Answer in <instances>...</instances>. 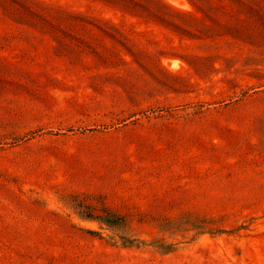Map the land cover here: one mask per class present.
I'll use <instances>...</instances> for the list:
<instances>
[{"label": "rangeland", "instance_id": "obj_1", "mask_svg": "<svg viewBox=\"0 0 264 264\" xmlns=\"http://www.w3.org/2000/svg\"><path fill=\"white\" fill-rule=\"evenodd\" d=\"M0 264H264V0H0Z\"/></svg>", "mask_w": 264, "mask_h": 264}, {"label": "trees", "instance_id": "obj_2", "mask_svg": "<svg viewBox=\"0 0 264 264\" xmlns=\"http://www.w3.org/2000/svg\"><path fill=\"white\" fill-rule=\"evenodd\" d=\"M96 219L112 226L121 225V223L124 221L123 218L114 214H107L106 216L97 217Z\"/></svg>", "mask_w": 264, "mask_h": 264}]
</instances>
